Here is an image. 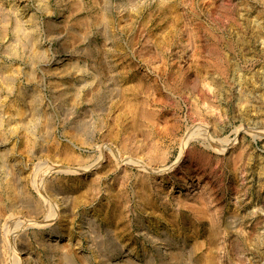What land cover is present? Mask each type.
Masks as SVG:
<instances>
[{
  "label": "rangeland",
  "instance_id": "374dc122",
  "mask_svg": "<svg viewBox=\"0 0 264 264\" xmlns=\"http://www.w3.org/2000/svg\"><path fill=\"white\" fill-rule=\"evenodd\" d=\"M0 123V264H264V0H0Z\"/></svg>",
  "mask_w": 264,
  "mask_h": 264
},
{
  "label": "bare ground",
  "instance_id": "6f19581e",
  "mask_svg": "<svg viewBox=\"0 0 264 264\" xmlns=\"http://www.w3.org/2000/svg\"><path fill=\"white\" fill-rule=\"evenodd\" d=\"M18 114H21V112H20V113L18 112ZM1 119H2V117H1ZM117 119H119V118H117ZM117 119H116V120H117ZM121 119H122V118H121ZM136 122H137V121H136ZM0 125H1V123H0ZM117 125H118V124H117ZM136 125H137V124H136ZM1 126H2V125H1ZM29 126H30V125H29ZM120 126H121V125H120ZM134 128H135V127H134ZM132 130H133V129H132ZM116 131H117V130H116ZM116 139H117V138H116ZM118 139H119V138H118ZM29 140H30V139H29ZM184 144H185V143H184ZM182 149H183V148H182ZM71 155H72V154H71ZM71 155H70V157H71ZM75 156H76V155H75ZM239 156H240V155H239ZM6 157H7V156H6ZM68 157H69V156H68ZM241 157H242V156H241ZM151 158H152V157H151ZM151 158H150V159H151ZM153 158H154V157H153ZM0 159H1V158H0ZM66 159H67V158H66ZM156 159H157V158H156ZM8 168H9V167H8ZM45 169H46V168H45ZM59 169H60V168H59ZM40 174H41V172H40ZM8 175H9V174H8ZM37 177H38V176H37ZM6 178H7V177H6ZM45 180H46V179H45ZM35 181H36V180H35ZM4 182H5V181H4ZM10 183H11V182H10ZM10 183H9V184H10ZM46 183H47V182H46ZM59 184H60V183H59ZM73 184H74V183H73ZM63 186H64V185H63ZM9 188H10V187H9ZM86 190H87V189H86ZM86 190H85V191H86ZM85 191H84V192H85ZM21 192H22V191H21ZM82 192H83V191H82ZM146 192H147V191H146ZM143 193H145V192H143ZM19 195H20V194H19ZM8 196H9V195H8ZM11 202H12V201H11ZM45 202H46V201H45ZM149 202H150V201H149ZM48 203H49V201H48ZM52 207H53V206H52ZM116 214H117V213H116ZM54 215H55V214H54ZM112 216H113V215H112ZM116 216H117V215H116ZM117 217H118V216H117ZM185 225H187V224H185ZM214 225H215V224H214ZM120 226H121V225H120ZM63 228H64V227H63ZM119 228H120V227H119ZM209 228H210V227H209ZM219 229H220V228H219ZM210 232H211V231H210ZM214 232H215V231H214ZM173 233H174V232H173ZM58 234H59V233H58ZM209 235H210V234H209ZM115 237H116V236H115ZM112 238H113V237H112ZM211 238H212V237H211ZM45 240H46V239H45ZM115 240H116V238H115ZM215 241H216V240H215ZM56 244H57V243H56ZM56 244H55V245H56ZM210 245H211V244H210ZM59 247H60V246H59ZM48 248H49V247H48ZM56 248H57V247H56ZM63 248H64V247H63ZM53 249H54V248H53ZM53 249H52V250H53ZM55 250H56V249H55ZM61 250H62V249H61ZM53 251H54V250H53ZM179 251H180V250H179ZM174 255H175V254H174ZM182 256H183V255H182ZM70 257H71V256H70ZM71 258H73V257H71ZM168 258H169V257H168ZM66 259H67V258H66ZM66 259H65V260H66ZM69 259H70V258H69ZM62 260H63V259H62ZM67 260H68V259H67ZM67 260H66V263L69 261V260H68V261H67ZM71 262H72V261H71ZM182 263H183V262H182ZM67 264H70V261H69V263H67Z\"/></svg>",
  "mask_w": 264,
  "mask_h": 264
}]
</instances>
